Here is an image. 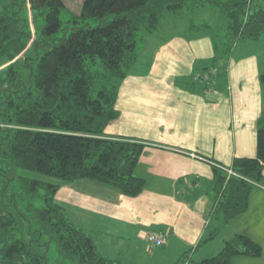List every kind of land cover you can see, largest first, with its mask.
Here are the masks:
<instances>
[{"label":"trees","instance_id":"trees-1","mask_svg":"<svg viewBox=\"0 0 264 264\" xmlns=\"http://www.w3.org/2000/svg\"><path fill=\"white\" fill-rule=\"evenodd\" d=\"M7 1L0 12V59L6 64L0 69V264H46L39 248L45 254L52 243L70 264H120L101 256L93 238L68 219L55 200L58 191L88 181L126 198L140 196L145 182L135 169L145 146L107 138L104 131L119 117L118 91L144 41L166 14L211 8L226 20L221 48L210 36L213 65L205 73L215 74L237 44L264 35V0H83L66 23L63 0ZM190 30L210 35L212 28ZM258 80L264 92V72ZM211 166L213 215L220 224L197 248L245 214L251 193L264 185V105L255 158L226 167L238 177ZM17 169L37 177L17 176ZM192 251L177 264L190 262ZM262 254L252 238L236 234L213 258L194 264H231Z\"/></svg>","mask_w":264,"mask_h":264},{"label":"crops","instance_id":"crops-1","mask_svg":"<svg viewBox=\"0 0 264 264\" xmlns=\"http://www.w3.org/2000/svg\"><path fill=\"white\" fill-rule=\"evenodd\" d=\"M164 17L165 22L169 17ZM177 27L180 34L165 37L159 26L160 37H150L160 40L144 41V67H138L137 58L118 91L119 117L104 131L107 138L145 146L135 169L145 182L143 193L131 199L81 181L62 185L55 197L59 204L76 206L91 223H100L93 239L98 251L112 248L124 264H177L197 248L220 224L213 215L214 168L208 162L226 168L235 159L256 155L264 51L252 49V43L237 44L208 85L195 82V75L213 65L211 37L188 25ZM236 234L252 238L263 254L259 259L236 257L231 264H264V185L251 193L245 214L190 252V262L180 264L213 258ZM161 235L164 245L152 249L148 236Z\"/></svg>","mask_w":264,"mask_h":264},{"label":"rangeland","instance_id":"rangeland-1","mask_svg":"<svg viewBox=\"0 0 264 264\" xmlns=\"http://www.w3.org/2000/svg\"><path fill=\"white\" fill-rule=\"evenodd\" d=\"M82 1L83 0H69V1L66 0L65 1V5L67 7V10H65L61 14V22L62 23L68 22L72 16L79 14ZM7 2H8L7 0H0V12L2 11L3 7L7 4ZM166 15L167 16H165V17H169L168 20H166L164 22V20L162 19L160 22V25H159L160 29H162L164 31V33H166V34H164L165 37H168V36H171L174 34H176V35L180 34L179 32H182V31H179L180 29H178V27H177L180 24L188 25L189 27L192 25H194V26L208 25L209 27L212 28V31L209 32L210 36L213 39H215L218 47L221 48V46H222L221 41H223V38L221 39V36H223V34H224L223 31L225 30L226 20L223 19L221 16H219L215 10H212L211 8H207V9L197 10L194 13H188L186 11H183L180 14H176V15H171V14L170 15L166 14ZM179 17H180V19H179ZM39 23H40V25H42L41 20L38 22V25H39ZM88 24L91 27H96L98 25V23L96 21H90V22H88ZM159 30L156 32V35L158 34V36L161 35V34H159ZM159 40H160V38H157V36H152V37L147 38L145 41H146V44L147 43L149 44L153 41L158 42ZM145 45L143 46L142 50L147 46V45L146 46ZM141 46L142 45H139V48ZM251 47H252V49H256L258 51H264V35L262 36V38L258 42L252 43ZM261 48H263V50H261ZM263 57H264V55H263ZM142 58H143V52L142 53L139 52L137 64L140 63L138 65V67L141 66L140 68L144 67V64L141 62ZM151 61L152 60H150V62ZM2 64H5V62H4V60L0 59V66ZM4 66H6V64ZM16 175L26 177V178H31V179H35L37 177L34 173L23 171V170H18V169L16 170ZM5 202L9 203L8 197H5ZM60 204H62L64 206L67 217L73 224H75L77 227L82 229L86 234L91 236L93 239L94 238L97 239V237H96V236H98L97 235V229L99 228V225H101L100 223H96V221L91 223L88 216H85L81 211H79V209L76 206H71L69 204L64 205L63 203H60ZM90 228L93 232V235L91 233ZM27 233H28V229H26V234ZM107 239L111 240V237L108 236ZM111 249H109V251H104L102 249L101 250L99 249L98 252L101 256L108 258L110 260H113L115 262H118L119 257L113 256L111 254ZM39 252L43 256L46 257V264H70V262L62 260V257H60V254L55 250L54 243L51 244L50 249H48L45 254H43L45 252V250L43 248H39ZM119 263L124 264V262H119Z\"/></svg>","mask_w":264,"mask_h":264},{"label":"built area","instance_id":"built-area-1","mask_svg":"<svg viewBox=\"0 0 264 264\" xmlns=\"http://www.w3.org/2000/svg\"><path fill=\"white\" fill-rule=\"evenodd\" d=\"M214 75V71H211L209 73H203V74H197L195 75L194 77V81L195 82H199V83H204V84H209V81H210V77ZM200 159V158H199ZM202 160V159H201ZM209 164L213 165L214 167L222 170L224 173L227 174V176L229 177H238L237 175H235L231 170L229 169H226V168H223L221 166H218V165H215L214 163H210L208 162ZM147 243L150 245V246H160L162 244L165 243V237L164 236H157V237H154V236H151V237H148L147 238Z\"/></svg>","mask_w":264,"mask_h":264}]
</instances>
